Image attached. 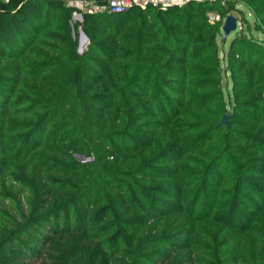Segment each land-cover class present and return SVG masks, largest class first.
Returning a JSON list of instances; mask_svg holds the SVG:
<instances>
[{"label":"trees","instance_id":"16d2710c","mask_svg":"<svg viewBox=\"0 0 264 264\" xmlns=\"http://www.w3.org/2000/svg\"><path fill=\"white\" fill-rule=\"evenodd\" d=\"M74 11L0 1V264H264V0Z\"/></svg>","mask_w":264,"mask_h":264},{"label":"built area","instance_id":"2783aa9c","mask_svg":"<svg viewBox=\"0 0 264 264\" xmlns=\"http://www.w3.org/2000/svg\"><path fill=\"white\" fill-rule=\"evenodd\" d=\"M1 2H8L10 0H0ZM68 4V7L78 11L86 12H98L100 10H106L111 13L125 12L130 8L136 7L145 9L149 5L158 6L163 9H167L171 6H182L190 2L191 0H109L107 4L102 7L94 0H60ZM202 1V0H197ZM223 4L226 0H222ZM212 21H219L221 18L217 16V19L210 15ZM241 27V23L238 20V28Z\"/></svg>","mask_w":264,"mask_h":264},{"label":"rangeland","instance_id":"374dc122","mask_svg":"<svg viewBox=\"0 0 264 264\" xmlns=\"http://www.w3.org/2000/svg\"><path fill=\"white\" fill-rule=\"evenodd\" d=\"M66 5L68 6V4L66 3ZM75 10V9H74ZM82 11H78V10H75L74 11V13H73V20L74 21H79V22H81L82 21V19H80L79 18V16L78 15H82ZM83 16V15H82ZM212 17H214L215 16V18H216V20H218L217 19V15H211ZM235 16L236 17H241L240 15H238V14H235ZM226 19V18H225ZM225 19L223 20V25H224V21H225ZM251 23L253 24V21H251ZM252 26V25H251ZM242 30V32L244 33V32H247V34H251V33H253V35L254 36H257V38L259 39V40H263L264 39V37L262 36V35H260V34H258L256 31H254L253 30V28H252V30H248V26H247V24H245V23H242L241 24V27L240 28H238V30L236 31V32H234V33H232L230 36H229V38L226 40V41H224V37L223 36H221V38L219 39V43H220V47L221 48H224V46L227 48L228 47V45H229V43L232 41V39L235 37V36H238L239 35V33L238 32H240ZM85 34V33H84ZM240 34H242V33H240ZM78 41H79V51L82 53L85 49H86V47H87V45H88V43H89V40H86L85 38H84V36H83V32H82V30H79V32H78ZM224 42H226V44L224 43ZM79 159L81 160V161H90V160H88V159H82V158H80L79 157Z\"/></svg>","mask_w":264,"mask_h":264},{"label":"water","instance_id":"95a60500","mask_svg":"<svg viewBox=\"0 0 264 264\" xmlns=\"http://www.w3.org/2000/svg\"><path fill=\"white\" fill-rule=\"evenodd\" d=\"M80 19L83 18V16L80 14L78 15ZM238 30V19L236 16L234 15H229L228 17H226L225 21H224V25L222 27V32H223V37H224V41H226L229 36L236 32ZM83 32V31H82ZM83 36L86 40H88L87 36L84 34L83 32ZM223 124L229 126V115H225L223 117L222 120ZM82 159H85L83 156H79ZM86 160V159H85ZM85 162V161H84Z\"/></svg>","mask_w":264,"mask_h":264}]
</instances>
